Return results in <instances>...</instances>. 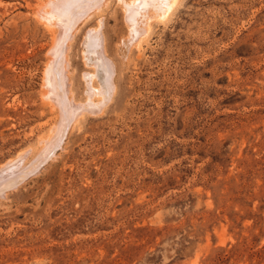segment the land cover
I'll return each mask as SVG.
<instances>
[{
	"label": "rangeland",
	"instance_id": "obj_1",
	"mask_svg": "<svg viewBox=\"0 0 264 264\" xmlns=\"http://www.w3.org/2000/svg\"><path fill=\"white\" fill-rule=\"evenodd\" d=\"M56 1L0 0V264H264V0H104L66 38L80 113L40 158Z\"/></svg>",
	"mask_w": 264,
	"mask_h": 264
},
{
	"label": "bare ground",
	"instance_id": "obj_2",
	"mask_svg": "<svg viewBox=\"0 0 264 264\" xmlns=\"http://www.w3.org/2000/svg\"><path fill=\"white\" fill-rule=\"evenodd\" d=\"M138 1V0H137ZM136 0H135V2L133 1L132 3H134V5L132 6V7H129V12H134L135 13V10L137 9V8H139L140 6H143V5H146L145 4V2L144 1H141V2H137ZM178 0H172L171 2H170V4H168V6H166L167 7V11L169 12V11H171L172 9H173V7H174V5L176 4V2H177ZM104 2V0H58V1H56V3H55V13L56 14H58V18H60V19H62V23L64 24V26H62V28L64 29L63 30V38L61 39V37H60V41L56 44V46L54 47L55 48V53H53L54 52V50H53V54H54V57H53V59H54V61L55 60H57V63L55 64V66H54V68H53V70H52V72H51V75H52V77H53V85H50V86H52L53 87V90H52V95L54 94L55 95V101L54 102H56V108L58 109L57 110V112H58V116H57V121H56V125L54 124V133H52V134H54L53 135V137H52V139H50L51 141L48 143V144H46V146H44V149H43V151H42V153L40 154L41 156H39L40 158L41 157H44V155H46L47 156V154H45L48 150H55V148L57 147V146H59V144H60V141H61V139H62V137L64 136V133H65V131H66V129L68 128V126L70 125V124H73L76 120H77V118L75 117V115H76V113L77 112H79L78 110H77V106H75L74 104H72V102H71V100L68 98V95H67V93H66V90H65V83H66V80H65V76L64 75H61L60 76V72H58V70H59V66L61 67L62 65H59V63H61L62 61H61V56H60V54H62L61 52L63 51V47H64V43H65V41L68 39L67 37H69V33H70V31L72 30V29H74V28H76L75 26L77 25V23L80 21V20H82V19H85V18H87L91 13H92V11H95V10H97V9H100L99 7L102 5V3ZM137 2V3H136ZM131 2H130V4H132ZM136 3V4H135ZM146 6H148V5H146ZM128 9V8H127ZM141 9V8H140ZM145 10V9H144ZM151 10V9H150ZM128 11V10H127ZM141 11V10H140ZM164 11V10H163ZM131 12V13H132ZM157 12V11H156ZM139 13V12H138ZM138 13H137V11H136V14L138 15ZM55 14V15H56ZM136 14H134V15H136ZM150 15V13H147V15ZM57 16V15H56ZM163 17V16H162ZM89 18V17H88ZM87 18V19H88ZM160 18H161V16H160ZM130 19H131V17H130ZM134 19H135V17H134ZM147 20V19H146ZM160 20V19H159ZM86 21V20H85ZM101 21V20H100ZM99 21V22H100ZM132 21V20H131ZM139 21V20H138ZM150 21V20H149ZM133 23H134V21H132ZM148 22V21H147ZM102 23V22H101ZM99 24V23H98ZM137 24V23H136ZM149 24V23H148ZM143 24H141V26H142ZM144 25H146V24H144ZM143 25V26H144ZM97 26H99V25H97ZM130 26H132L131 24H130ZM142 26V27H143ZM65 27V28H64ZM137 27V26H136ZM142 27H139V29L141 28V31L143 30L142 29ZM147 26H145V28H146ZM134 28H135V26H134ZM144 28V29H145ZM147 30L145 31V36H144V38L146 39V35H147V37H148V35H149V30L150 29H148V27L146 28ZM55 31V30H54ZM144 31V30H143ZM52 32V31H51ZM88 32V31H87ZM102 32V31H101ZM55 33H57V31L55 32ZM135 33H137V32H135L134 31V34ZM143 34V35H144ZM88 35V34H87ZM103 35V34H102ZM142 35V36H143ZM55 36V35H54ZM94 36H96V33H95V35ZM130 36V35H129ZM67 38V39H66ZM142 38V37H141ZM143 38V39H144ZM91 39V38H90ZM94 40H95V37L93 38ZM98 39V38H97ZM100 39V38H99ZM88 40V39H87ZM141 40V39H140ZM97 40H95V42H96ZM92 42V41H91ZM90 42V43H91ZM104 42V41H103ZM94 43V42H93ZM99 43V40H98V42L96 43V45ZM140 43H141V41H140ZM55 45V44H54ZM92 45V44H91ZM101 45V44H100ZM93 46H94V44H93ZM99 46V45H98ZM69 47V46H68ZM138 47V46H137ZM99 51V50H98ZM83 52V51H82ZM86 54V53H85ZM100 54V53H99ZM104 54V53H103ZM83 57V56H82ZM103 58V57H102ZM59 59V60H58ZM101 59V58H100ZM100 64V63H99ZM105 65V64H104ZM98 66V65H97ZM100 66V65H99ZM110 66V65H109ZM51 67V66H50ZM91 67V66H90ZM96 67V66H95ZM62 68V67H61ZM95 69V68H94ZM96 69H97V67H96ZM107 69V68H106ZM98 70V69H97ZM60 71H62V70H60ZM101 71V70H100ZM114 72V71H113ZM99 73V72H98ZM109 74H111V73H109ZM66 75V74H65ZM49 76V75H48ZM47 76V77H48ZM95 76H97V73H95ZM100 76V75H99ZM108 76V75H107ZM52 77H48V78H52ZM61 77V78H60ZM92 77V76H91ZM86 79V78H85ZM90 79H92V78H90ZM90 82V81H89ZM92 82V81H91ZM91 84V83H90ZM106 84V83H105ZM51 87V88H52ZM109 87V86H108ZM93 89V88H92ZM92 89H90V90H92ZM94 89H95V87H94ZM97 89V88H96ZM95 89V90H96ZM108 89V88H107ZM115 89V88H114ZM89 90V89H88ZM99 91H100V89H98ZM97 90V91H98ZM92 91H94V90H92ZM109 91V90H108ZM96 92V91H95ZM70 93V92H69ZM88 94V93H87ZM102 94H104V93H102ZM53 95V96H54ZM71 95V94H70ZM101 94H99V96H100ZM94 96H96V95H94ZM98 96V95H97ZM96 98V97H95ZM92 99H94V98H92ZM98 99V98H97ZM97 102V101H96ZM92 103H93V101L91 100V105H92ZM84 104V103H83ZM90 104H89V106H90ZM95 104V103H94ZM97 104V103H96ZM86 105V104H85ZM98 105V104H97ZM97 105H95V107L96 108H98L97 107ZM100 105V104H99ZM88 106V107H89ZM99 107H101V106H99ZM53 108V107H52ZM82 108H84L83 107V105H82ZM89 109V108H88ZM81 111V110H80ZM84 112V111H83ZM80 113V112H79ZM78 115H80V114H78ZM78 115H77V117H78ZM76 118V119H75ZM56 126V127H55ZM52 130H53V128H52ZM52 130H51V132H52ZM51 134V135H52ZM51 135H49V136H51ZM51 138V137H50ZM46 140V139H45ZM48 141H49V139H47ZM42 141V140H41ZM44 141V140H43ZM42 141V142H43ZM45 145V144H44ZM41 148H43V147H41ZM45 151V152H44ZM51 152V151H50ZM37 156V159H35V161H37L38 160V157ZM45 159V158H44ZM11 161V160H10ZM20 161V160H19ZM18 162V161H17ZM35 164V163H34ZM14 166H16V164H13L12 165V167H14ZM3 170H5V169H3ZM8 170H9V168H8ZM11 170V169H10ZM2 172H5V171H2ZM1 172V176H4L5 174H3ZM0 176V177H1ZM2 178V177H1ZM3 179V178H2ZM5 179V178H4ZM9 179V178H8ZM1 181V180H0ZM3 181V180H2ZM6 182V181H5ZM3 183V182H2ZM1 183V184H2ZM3 185V184H2ZM6 185V184H5ZM4 186V185H3ZM14 186V185H13ZM9 187V186H8ZM12 187V186H11ZM3 189H5V188H7V187H2ZM3 189H0V196H2L3 195ZM7 190V189H6Z\"/></svg>",
	"mask_w": 264,
	"mask_h": 264
},
{
	"label": "snow or ice",
	"instance_id": "obj_3",
	"mask_svg": "<svg viewBox=\"0 0 264 264\" xmlns=\"http://www.w3.org/2000/svg\"><path fill=\"white\" fill-rule=\"evenodd\" d=\"M165 2H166V0H165Z\"/></svg>",
	"mask_w": 264,
	"mask_h": 264
}]
</instances>
